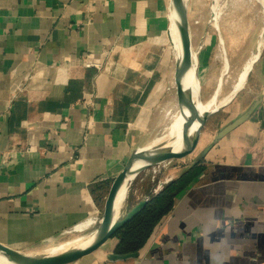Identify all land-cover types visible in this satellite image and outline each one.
Instances as JSON below:
<instances>
[{
  "label": "crops",
  "instance_id": "1",
  "mask_svg": "<svg viewBox=\"0 0 264 264\" xmlns=\"http://www.w3.org/2000/svg\"><path fill=\"white\" fill-rule=\"evenodd\" d=\"M171 3L0 0L1 242L34 251L98 226L113 180L168 98ZM247 80L222 128L245 120L200 150L202 170L140 255L105 259L113 238L67 264H264V45Z\"/></svg>",
  "mask_w": 264,
  "mask_h": 264
},
{
  "label": "rangeland",
  "instance_id": "2",
  "mask_svg": "<svg viewBox=\"0 0 264 264\" xmlns=\"http://www.w3.org/2000/svg\"><path fill=\"white\" fill-rule=\"evenodd\" d=\"M252 1L253 0H221L224 4V11L219 18L215 13V8V17H213V0H205V3L203 4L204 6H199L198 8L194 6L190 7L191 2L189 3L192 43L193 48L198 49L196 61L198 59V75L202 82V95L204 100L208 99L215 91H217L220 82L219 79L225 80L224 87L220 93L221 96H223L224 93L226 94L230 92L232 84L243 68L244 61L257 49L264 22L261 4L258 1H255V4H251ZM221 37L224 39L223 45L227 61L229 62V68L226 73L223 72L224 58L221 59L219 56V53L221 52L220 45L222 44ZM200 56L201 59L203 56L204 58L206 56L208 57L207 62H209V66L206 67L205 70H203L201 66ZM173 72L172 75H174ZM169 86L168 98L162 105L161 112L158 116L159 120H157L150 129V136L147 139V142L164 130V127L171 121L170 117L179 107L178 94L176 92L177 84L173 82L172 77ZM231 105L224 109L221 108L209 117L202 129L200 137L203 140L198 150L189 151L184 155L165 161L168 162V164L166 166L163 165L164 167L161 165L159 170L157 166H155L153 169L148 168L142 171L131 184L129 206H126L131 207L144 196L155 193V188H157L160 182L165 176H167L166 173L173 171L176 168L178 173H183L191 168L198 160L200 150H202L205 144L211 140L213 135L217 133V131L222 128L223 124L238 110V104L234 106L235 110ZM144 145L145 144L141 146ZM173 177L175 176L173 175ZM89 234L90 231L78 234L77 231L70 230L55 242H61L69 238L72 239L56 245H48L32 252L48 251L57 246L82 239Z\"/></svg>",
  "mask_w": 264,
  "mask_h": 264
},
{
  "label": "water",
  "instance_id": "3",
  "mask_svg": "<svg viewBox=\"0 0 264 264\" xmlns=\"http://www.w3.org/2000/svg\"><path fill=\"white\" fill-rule=\"evenodd\" d=\"M213 17L214 16V3L213 0ZM172 3L176 9L178 17V28L180 33L182 54L179 56L177 53V47L174 44L175 50V76L180 96L182 99L189 103L192 107V113L194 118L191 122L187 123L182 133L183 147L181 150H175L173 147L168 146L167 143H163L152 150H145L144 146H138L132 152L129 160L126 162L124 168L118 173L113 180L109 193L106 198L103 215L99 221L98 226L91 232L93 237L90 242L85 246H73L68 250L58 253H46V252H32L14 248L8 244L0 241V252L8 256L12 261L17 264H67L74 262L81 257L90 254L100 247H102L109 240L115 238L116 233L121 229L129 220L137 215L141 209L150 200V195H146L138 202L129 206V196L120 212L116 211V202L119 192L125 183H129V187L133 180L144 170L156 165L173 159L175 157L184 155L189 151H193L200 140V135L203 127L205 126L209 117L216 111L223 108L225 105H221L214 111H202L198 102L205 101L202 95V91H199L196 97L193 89L189 88L185 83V74L187 72L191 55H192V33L191 22L189 14L190 0H172ZM171 3V4H172ZM264 35V29H263ZM222 38V37H221ZM249 74V73H248ZM249 76V75H248ZM239 91L235 92L230 101L237 95ZM182 100V101H183ZM180 101V97H179ZM229 103V102H228ZM227 103V104H228ZM246 116L241 115L235 120L225 125L219 132V135L226 134L238 125H240ZM198 121V126L192 130V123ZM208 148L205 150L207 151ZM127 205V206H126ZM73 229V228H72ZM140 255V251L119 253L116 251V246L113 251L105 254V259L119 260L128 259L131 257H137Z\"/></svg>",
  "mask_w": 264,
  "mask_h": 264
},
{
  "label": "bare ground",
  "instance_id": "4",
  "mask_svg": "<svg viewBox=\"0 0 264 264\" xmlns=\"http://www.w3.org/2000/svg\"><path fill=\"white\" fill-rule=\"evenodd\" d=\"M255 1H258L262 6V14H263V22H264V0H253L251 4H255L254 3ZM223 7H224V4L221 2V0H215L214 8H215V11H216L215 13L218 18L222 15L224 11ZM172 11H173V14L171 17L172 19L171 33L173 36L174 44L177 47V53H179V56H181L182 49H181L180 33H179V28H178V17H177V12H176V9L173 3H172ZM263 29H264V25H263ZM263 29H262L261 37H259L260 40L258 41L257 49L253 51L250 54V56L244 61L243 68L241 72L239 73V75L237 76L234 83L232 84V89L230 90V92L226 94L224 93L223 96H221L220 93H221L222 88L224 87L225 80L219 79L220 82H219V87L217 91H215L205 101L198 102V106L202 111H207V110L214 111L221 105L227 104L228 102H230V99L234 96L235 92L240 91L241 88L245 85L249 77L248 75L250 74L255 62L258 60L261 54V51L263 49V45H264L263 44L264 43ZM223 40L224 39L222 38V41H221L222 44L220 45L221 52L219 53V56L221 59L224 58L223 72L226 73V71L229 68V62L227 61V58H226ZM197 54H198V49L192 48L191 60H190L187 72L185 74V83L189 88L193 89V91L196 94V97H197L198 92L202 91V82L198 75V64H199L198 59L196 61ZM173 74H174L172 75L173 82L177 84L175 71L173 72ZM176 92L178 94L177 97H178L179 107L175 110L173 115L170 117L171 121L169 123L167 122L168 124L164 127V130L162 129L163 131L161 133H158L153 139H151L144 145L143 148L145 150H152L163 143H167L168 146L173 147L175 150H180L183 147L182 133H183V130L186 124L191 122V120L194 118V114L192 113L191 105L189 103H186V101L182 99L183 98L182 95L180 96L178 86H176ZM179 97H180V101H179ZM198 124H199L198 121L192 123V130L195 129L198 126ZM161 165L162 164L156 165L158 170ZM166 179H163L160 182L155 192L159 191L165 185V183L170 180L169 178H166ZM130 182L131 181H129V183ZM129 183L128 182L125 183L119 192L117 202H116L117 212H120V210L122 209V207L124 206L126 202L127 197L129 196V192H130ZM83 228L84 226H82V229ZM92 237H93V232H90L89 235H87L86 237L82 239H79V240H76L74 242H70L64 245L57 246L48 251L44 250V252L58 253V252L68 250L69 248L73 246H85L90 242ZM0 264H17V263L12 261L4 253L0 252Z\"/></svg>",
  "mask_w": 264,
  "mask_h": 264
},
{
  "label": "trees",
  "instance_id": "5",
  "mask_svg": "<svg viewBox=\"0 0 264 264\" xmlns=\"http://www.w3.org/2000/svg\"><path fill=\"white\" fill-rule=\"evenodd\" d=\"M202 168L201 164H194L178 178L166 183L159 192L151 194L150 200L141 211L116 233L115 238H118L116 251L119 253L140 251L156 226L174 208L177 194L190 183Z\"/></svg>",
  "mask_w": 264,
  "mask_h": 264
},
{
  "label": "built area",
  "instance_id": "6",
  "mask_svg": "<svg viewBox=\"0 0 264 264\" xmlns=\"http://www.w3.org/2000/svg\"><path fill=\"white\" fill-rule=\"evenodd\" d=\"M85 64L87 65V66H91V65H94L95 64V62H93L92 60H89V59H87L86 61H85ZM163 188V187H162ZM157 188H155V190H156ZM154 190V191H155Z\"/></svg>",
  "mask_w": 264,
  "mask_h": 264
}]
</instances>
